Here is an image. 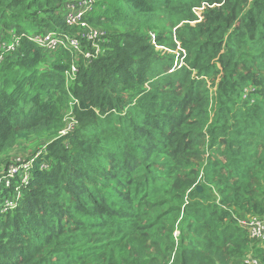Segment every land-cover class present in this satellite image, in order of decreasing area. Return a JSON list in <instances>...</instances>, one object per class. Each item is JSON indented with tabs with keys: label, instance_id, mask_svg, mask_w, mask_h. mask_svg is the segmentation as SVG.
<instances>
[{
	"label": "trees",
	"instance_id": "trees-1",
	"mask_svg": "<svg viewBox=\"0 0 264 264\" xmlns=\"http://www.w3.org/2000/svg\"><path fill=\"white\" fill-rule=\"evenodd\" d=\"M68 1L0 0V33L95 54ZM85 21L91 59L24 37L0 64V165L41 140L0 184V264H264L239 222L264 217V0H93Z\"/></svg>",
	"mask_w": 264,
	"mask_h": 264
},
{
	"label": "built area",
	"instance_id": "built-area-1",
	"mask_svg": "<svg viewBox=\"0 0 264 264\" xmlns=\"http://www.w3.org/2000/svg\"><path fill=\"white\" fill-rule=\"evenodd\" d=\"M92 6L93 0H75L73 2L68 1V4L65 6V19L69 25L81 26V29L83 30L82 37L88 41H92L93 44L96 45L98 44L100 37H103V33L98 29L91 27L85 21V16ZM24 37L32 40L40 47L50 51H54L59 47H65L68 49L70 48L76 53L83 54V56H85L87 59H91L100 52L99 45L96 47L95 54L89 50H83L81 47L82 43L80 37L77 35L58 33L55 31H50L45 34H26L24 32L18 33L15 29H10L5 30L4 33H0V64L4 61L8 54L16 52L19 49ZM72 69H74L73 74L75 75V72L78 70V68L76 65H73ZM32 163L33 159L28 160L27 163L24 164L23 171L25 175H21L22 184H27L30 180L31 176L29 172L31 170ZM18 173L20 174V170L15 166H11L9 172L6 173L2 180H0V184L6 181V186H10L11 179ZM15 203L16 202L12 199H6L3 210L6 211L9 208L14 207ZM240 224L247 229L251 238L264 240V217L260 218L252 216L250 218L240 220ZM247 262L257 264V260L253 258L247 259Z\"/></svg>",
	"mask_w": 264,
	"mask_h": 264
},
{
	"label": "rangeland",
	"instance_id": "rangeland-1",
	"mask_svg": "<svg viewBox=\"0 0 264 264\" xmlns=\"http://www.w3.org/2000/svg\"><path fill=\"white\" fill-rule=\"evenodd\" d=\"M67 4L68 3H66V5ZM96 47H98V44L94 45V48H96ZM80 60H81V58L75 59L74 62H72L69 70L67 71L66 74H67L69 80L73 79L75 76L73 74L74 69H72V66L76 65V67L78 68V62ZM76 72H75V74H76ZM64 120H65V126L63 129L60 130V132L63 134L68 132L69 128L72 129L74 126V123H73L74 120H73L71 114H68ZM40 143H41V140L39 138H32V139L26 140V141H19L13 147V149L10 153L9 163L0 165V180H2L4 178V176L6 175V173L9 172V169L11 166L17 167L20 170V174L22 176H24L25 175V173L23 171L24 164H26L27 161L30 160V158H32L34 155L38 154L41 151V149L38 148ZM250 217H252V216H249L248 218H250ZM244 219H246V218H244ZM240 220H242V219H239V222H240ZM174 234H175V236L179 235L178 228H176ZM257 240H259L262 244H264L263 239H261V240L257 239ZM246 261H247V258H246L245 262Z\"/></svg>",
	"mask_w": 264,
	"mask_h": 264
},
{
	"label": "water",
	"instance_id": "water-1",
	"mask_svg": "<svg viewBox=\"0 0 264 264\" xmlns=\"http://www.w3.org/2000/svg\"><path fill=\"white\" fill-rule=\"evenodd\" d=\"M198 189L201 190V186H198Z\"/></svg>",
	"mask_w": 264,
	"mask_h": 264
}]
</instances>
